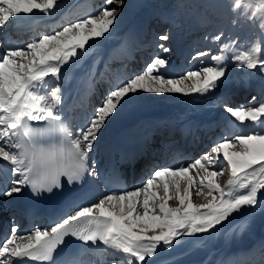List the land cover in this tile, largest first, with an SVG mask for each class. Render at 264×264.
I'll return each mask as SVG.
<instances>
[{
    "label": "snow or ice",
    "instance_id": "obj_1",
    "mask_svg": "<svg viewBox=\"0 0 264 264\" xmlns=\"http://www.w3.org/2000/svg\"><path fill=\"white\" fill-rule=\"evenodd\" d=\"M58 6L59 0H0V29L36 13L50 14ZM230 10L264 31V15H257L264 13V0H233ZM117 11L102 7L98 14L41 35L25 48L0 51V162H5L0 167L8 173L0 198H15L25 189L36 198L52 196L64 190L65 181L68 188L83 187L86 177L99 176L95 152L102 131L141 94L204 97L228 78L227 63L207 66L204 61L182 76L167 77L171 57L157 55L141 72L111 85L100 105L73 131L62 110L65 66L79 67L93 55L118 23ZM223 38L220 32L204 39L220 42L224 52L228 43ZM157 39L168 41L170 36ZM156 47L171 51L164 43ZM206 55L196 52L192 60ZM100 59L92 66L93 74ZM234 59L235 67L264 73V45L241 50ZM224 108L233 123L252 131L234 134L225 129L226 135L201 157L177 167H153L133 189L106 192L86 206L72 202L71 213L50 227L18 233L13 224L12 235L0 245V264H58L57 257L74 241L80 243H73L75 252L65 264H81L80 256L102 251L123 264H152L149 258L178 246L184 237L202 243L229 226L241 233L248 229L257 214L264 215V100L253 96L247 106ZM225 163L229 178L221 185L218 177L224 175ZM195 198L205 203L196 204ZM238 217L245 219L234 225ZM245 264L257 261L249 257Z\"/></svg>",
    "mask_w": 264,
    "mask_h": 264
},
{
    "label": "rangeland",
    "instance_id": "obj_2",
    "mask_svg": "<svg viewBox=\"0 0 264 264\" xmlns=\"http://www.w3.org/2000/svg\"><path fill=\"white\" fill-rule=\"evenodd\" d=\"M72 2H74V0H69V1L63 0L59 2V6L53 9L50 14L45 15L43 13H36L34 16L29 18V20L35 17L47 19L51 17V15L54 16L57 13V11L63 8H67ZM112 3L113 4L111 5L110 8H116L118 10L117 11L118 23L115 24L114 28L116 26L121 25L125 21H130V23L132 24L133 20H131V18L135 20L138 17L137 14L134 15L135 13H139L143 11L146 12L149 9H154V7H158L157 6L158 4H162L163 6L165 5V7L155 8L154 11L156 10V11L164 12L166 14L165 17H169V18H173L172 17L173 15L175 16V21L179 19L183 20V22H181V25L179 24L182 28L189 25V23H190V26H193V27H197L198 25L203 23L204 30H203V33H201L200 35L203 38V42L206 41V44L209 46L207 47L205 46L204 48H201L197 51V52L208 53V55L206 56L199 57V62L204 61V64L207 66H213V65L220 64V63H227L229 65L228 78L225 79L224 82L217 89L213 90V92L210 93L211 97H209V94L204 97L193 96L189 98L188 97L184 98L183 95H179V94H166L162 96L143 95L141 99H138L134 102V106H137L138 108L140 106H143L144 103L141 101H144V100L150 103H153L155 101H163V100L165 102H170L171 100H175L176 98V99H182L184 102L187 101V106H186L185 111L188 112V114L191 112L190 115L192 116H206V112H205L207 108L206 102H208L207 105H209V98H212V96H215V94L216 95L217 93H220L218 95L224 94L228 92L230 89L232 90L233 88H235V86L236 88H239L240 85L242 87V85H244L245 82L247 83L246 87H249V85H252L254 82H257V81H260L258 82L259 85L264 84V73H256L255 70H253L252 73H249V70H247L246 68L235 67L236 61L234 59V56L238 55L239 51L241 50L246 51L258 44L264 45V31L261 30L259 23H256L254 25L251 20H247L243 17L236 16L235 13H233L230 10V6L232 5L233 0H123V3H120L119 0H114ZM252 11L255 13L256 8H253ZM257 15L258 16L264 15V13H258ZM29 20L24 19L22 21L25 22ZM233 20H236L237 23L234 24ZM65 25L67 24L63 23V26ZM10 26L11 24L8 27ZM129 26L130 24L128 23L124 27L123 31L128 29ZM120 29H121L120 27L116 30L114 29V31L111 32L112 35L116 33L117 30L119 31ZM0 30H3V29H0ZM220 32L224 33L223 42L228 43V50L224 52H222L220 49V42L214 41V45L211 46L213 41L204 39L206 36L208 37L215 36L216 34ZM105 41L106 40L102 41L101 46L97 48L96 51L98 52L103 51L102 49L104 48V46H107L106 43H104ZM120 41L121 40L118 37V38H115L114 42L108 41V44H110L109 46H111L113 49L115 48L116 43ZM229 41H231V43H229ZM214 55L222 56L223 60L222 61L212 60L211 57ZM106 59H109V57L108 58L106 57L104 60ZM83 70L84 69H81V72ZM238 94H241V93L239 92ZM246 95L250 97V95L248 94ZM192 105L196 106L194 107L196 109H193ZM247 105L248 104H245V106ZM219 108L224 110V107L222 106H220ZM219 108L217 109L221 111ZM197 110H200V111L198 112ZM211 111H213V109H211ZM244 128H247V127H244ZM249 130L252 131L250 127L247 128V130L243 129L242 133L250 132ZM226 170H227L226 171L227 173H225V170H224V174H228V177H229L227 166H226ZM200 175H203V173H200ZM219 183L221 185L224 184L223 182H219ZM195 203L203 204L205 203V201L203 200V198L201 199L195 198Z\"/></svg>",
    "mask_w": 264,
    "mask_h": 264
},
{
    "label": "bare ground",
    "instance_id": "obj_3",
    "mask_svg": "<svg viewBox=\"0 0 264 264\" xmlns=\"http://www.w3.org/2000/svg\"><path fill=\"white\" fill-rule=\"evenodd\" d=\"M61 1H63V0H59V2H61ZM83 11H85V10H83ZM86 11H88V9ZM58 18L59 17H57L55 19H58ZM29 21H25V22H29ZM22 22H24V21H22ZM22 22H18L15 24H23ZM53 22L54 21H52L51 23H53ZM119 27L121 28V26H116L114 29L116 30ZM20 28H22V27H19V28L16 27L15 29L19 30ZM23 28H26V27H23ZM135 30L136 29L130 30V41L122 42L120 45L117 46V49H119V50L123 49L122 54H125L129 50L130 44L133 41H135V35H134ZM111 35H112V33H111ZM179 52H180V50H179ZM108 54H110L109 51L105 50L102 52V54H100V52H94L92 56L86 58V62L84 64V66H87V69H86L84 74H78L77 73L78 70H76L74 67H71L70 69H68L69 66H65V72H66V75H68L67 81H65V78H63L61 81L62 89H63V95H64V102H67L68 101L67 99L71 96V94H73L75 92L74 84L75 83H81V82L86 80V78H87L86 73L88 71H90V69L92 68L93 64L96 61V58L97 57L101 58L100 62L98 63V65H100L101 61L104 60L107 57L106 55H108ZM92 76H94L93 73H92ZM244 81H245V79H244ZM256 85H257V87L255 90V94H256L255 96L257 97V101H260L261 97H262V92H260V88L263 85H259V84H256ZM246 86H247V83L245 82L243 87H241V88L239 87L237 89H235L236 88L235 87L232 90H229L228 92L224 93V95L221 94V96H225V94H231V93H233L231 96H235L236 94H238V93H236L237 91L242 94L243 90H244L243 88H245V89L249 88ZM235 90H237V91L235 92ZM244 92H247V91L245 90ZM143 95H145V94H141V96H143ZM248 95H250V94L248 93ZM209 96H210V93H209ZM235 100L238 101L237 98H235ZM141 102L144 103L143 106H140L138 108L137 106H134V103H133L131 106H128L124 109V111L122 112L120 117H118L116 120H114L110 124H108L107 127L102 131V134L99 137L100 142H98V145H101V143L104 142L107 139V137L113 131H115L117 128H119V127H121V126H123L129 122H139L140 120H147L149 118V116H146V117H142V116L152 115V114L174 115L176 109H178V108L183 109L185 106V103L182 99H176V98H175V100H171L170 102H165L164 100L163 101H155L153 103H150L148 101L146 102V100L141 101ZM194 107H196V106H194ZM194 109H196V108H194ZM197 111L199 112L200 110H197ZM193 112H195V111H193ZM205 112H206V110H205ZM202 113H204V112H202ZM209 116H211V115H209ZM202 121H206V119L202 120ZM193 124H194V122L191 121L190 125H193ZM247 128H249V127H247ZM247 128H244V126H240L237 124V127L234 131L237 132L236 134H243L242 133L243 129L247 130ZM249 131H251V130H249ZM192 174L197 175L195 170H193ZM199 175H200V173H199ZM225 178H229L228 174H224V175L218 177V182L225 183ZM241 219L243 220L245 218L244 217H238L234 221V223L241 220ZM242 220H241V222H242ZM232 227L233 226H229L228 229L212 236L210 239L205 240L202 243L196 242L195 237H184V238H182V240L184 242L180 243L178 246H176L170 250H167V249L162 250V251L158 252L154 257L149 258V259L152 261V264H159V263L165 264L162 261L158 260V258L161 256L176 253L177 250H180V249H192V252L189 254V256L196 257V256H198L197 254L205 251L204 249L208 250V247H212V246L217 245V244L222 246L223 248H225L226 251H229V252L234 251L235 249H238L239 247H243L244 245L251 243L253 240L252 235L256 231H262L264 229V215L257 214V216L253 219L251 226L248 229H246L245 231H243L242 233L240 232V230L238 228L235 229V231H232ZM194 243H196V246H193ZM122 264H123V262H122Z\"/></svg>",
    "mask_w": 264,
    "mask_h": 264
}]
</instances>
